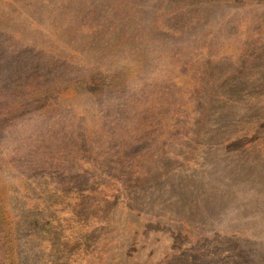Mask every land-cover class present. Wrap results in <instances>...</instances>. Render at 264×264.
Returning a JSON list of instances; mask_svg holds the SVG:
<instances>
[{
    "label": "rangeland",
    "instance_id": "obj_1",
    "mask_svg": "<svg viewBox=\"0 0 264 264\" xmlns=\"http://www.w3.org/2000/svg\"><path fill=\"white\" fill-rule=\"evenodd\" d=\"M0 264H264V0H0Z\"/></svg>",
    "mask_w": 264,
    "mask_h": 264
}]
</instances>
